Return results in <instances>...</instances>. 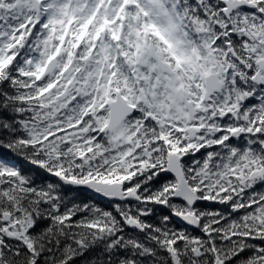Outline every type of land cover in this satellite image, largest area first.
Returning <instances> with one entry per match:
<instances>
[{"label":"snow or ice","instance_id":"snow-or-ice-1","mask_svg":"<svg viewBox=\"0 0 264 264\" xmlns=\"http://www.w3.org/2000/svg\"><path fill=\"white\" fill-rule=\"evenodd\" d=\"M0 264H264V0H0Z\"/></svg>","mask_w":264,"mask_h":264}]
</instances>
